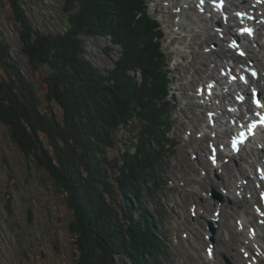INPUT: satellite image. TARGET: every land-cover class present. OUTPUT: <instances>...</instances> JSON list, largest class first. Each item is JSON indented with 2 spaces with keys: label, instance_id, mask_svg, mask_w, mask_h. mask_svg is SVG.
I'll list each match as a JSON object with an SVG mask.
<instances>
[{
  "label": "trees",
  "instance_id": "obj_1",
  "mask_svg": "<svg viewBox=\"0 0 264 264\" xmlns=\"http://www.w3.org/2000/svg\"><path fill=\"white\" fill-rule=\"evenodd\" d=\"M54 1L62 4L52 29L35 25L22 0H9L27 66L46 69L49 106L0 36V122L66 196L80 252L75 264H169L167 238L157 228L165 211L144 200L161 186L159 167L177 143L167 28L146 0ZM89 39L103 43L110 68L90 57ZM121 131L134 134L124 142L133 145L112 164L109 150ZM106 164L116 169L115 186Z\"/></svg>",
  "mask_w": 264,
  "mask_h": 264
},
{
  "label": "rangeland",
  "instance_id": "obj_2",
  "mask_svg": "<svg viewBox=\"0 0 264 264\" xmlns=\"http://www.w3.org/2000/svg\"><path fill=\"white\" fill-rule=\"evenodd\" d=\"M188 1L146 0L149 13L160 18L167 28V63L173 72L170 96L175 103L170 118L172 135L177 143L171 154L162 160V169L159 167L161 186L152 191L153 196L145 195L144 200L149 209L159 207L165 211L157 228L162 229L167 238L169 264H264V221L259 211V207L264 209L261 196L264 179L260 181L253 175L263 162H259L248 146L233 159L227 155L233 135H224L223 131L230 117L217 108L218 100L215 99V93L220 94L219 106L221 101L223 108L230 100L231 103L235 100L241 102L237 93L223 99L222 84L227 78L230 85L237 84L241 69L250 73L251 62L241 52L242 62L230 56L224 60L220 51L228 44L232 46L234 43L238 47L240 41H231L223 23L219 19L211 21L209 12L210 15L202 16L200 20L209 22L202 28L199 17L204 9H200L198 2L195 8H191ZM61 4L54 0H43L42 3L41 0H22L23 9L35 25L52 29L58 25L55 10L60 9ZM246 4L248 2H241V5ZM212 5L215 6V2ZM237 22H231V30L238 26ZM212 26L222 28L226 39L219 41L220 36L213 32ZM259 27L257 35L263 34L260 29L264 26ZM237 28L242 31L241 26ZM0 36L10 41V54L22 60L21 66L30 73L43 106L48 107L45 99L46 69L40 67L31 71L27 66L9 0H0ZM102 44L94 39L87 40L90 57L99 65L110 68L113 63ZM232 50L238 53L235 48ZM111 55L113 59L114 52ZM202 76L203 79L200 78ZM223 76L226 78L222 79ZM208 83L216 89L207 88ZM227 107L230 108L229 105ZM242 111L246 121L248 112L245 108H241ZM232 112L240 113V110ZM212 115L220 117V121L210 120ZM231 123L232 126L235 124ZM127 133L121 131L115 136V145L109 150L110 163L119 162L127 146L133 145V141L124 143L134 135ZM106 167L108 180L115 186L116 169L110 164ZM212 190L222 194L223 200L214 198ZM117 195L123 204V194ZM248 209L252 213L249 217L253 215L252 224L242 226ZM72 215L62 190L54 186L43 169L25 158L0 122V264H75L80 252L75 235L69 229ZM209 220L213 222L215 232L210 230ZM254 230L263 236L258 244L248 234ZM115 260L120 262L118 258Z\"/></svg>",
  "mask_w": 264,
  "mask_h": 264
},
{
  "label": "bare ground",
  "instance_id": "obj_3",
  "mask_svg": "<svg viewBox=\"0 0 264 264\" xmlns=\"http://www.w3.org/2000/svg\"><path fill=\"white\" fill-rule=\"evenodd\" d=\"M220 1H226V0H196V1L190 0V1H188V4L191 6V8H195L197 6L196 2H198L201 6L200 9H202V10L204 9V13L201 14L199 17V22H200V24H202V26H201L202 28H205L206 25L209 23L208 20H203L201 22L200 20H202V16H206V15L208 16L211 14L210 20L214 21L215 19H219L223 23L224 28L228 31L227 37L231 41L234 42V41H237V39L240 41L239 44H237L238 47H236L234 45V43L232 46H230V44H228V45L226 44L227 46L223 50L220 51V52H222L224 60L226 59L227 56H230L231 59H234L238 62H242L241 56L239 54V52H241V54H243V55L245 54L246 56H248L247 60H248V62H251V67L249 68L250 73L246 72L244 69H241V77L238 79L237 84H231L230 85L231 81L228 78L222 84V86H223L222 90L224 89V91H222L223 92L222 93L223 99L226 100V99H228V96L231 95L232 93H237V96H240L239 98L241 99V102L235 100L234 102L231 103L232 100H230V102L226 103L227 105L225 106V108H223L221 101H220L221 106H219L220 94H216L214 91V93L216 95L215 99L218 100L217 108H220V111L223 113V115L224 114L228 115V117H230V119H232L233 122L236 123L237 121H239L243 126L246 123H249V121H248L249 119L244 121L246 119V116H245V113L243 111L241 112V108H245L248 112L253 113L255 115H258V116H260L261 114H264V107H263V109H259V108H256V106L254 105L257 99L264 101V29H260L263 34H259V33H258V35L256 34V31H259L258 29L261 28V27H259V25L264 26V0H227L226 3H228V4L233 3L235 6L225 4V6H223V7L221 5H219ZM244 1L248 2V4L241 5V2H244ZM214 2L216 4L215 6L212 5V3L214 4ZM192 4H194V5H192ZM233 7L235 10L233 9ZM208 8L210 9V11H208ZM207 12H209L210 14ZM233 20L238 21L236 23L238 25L237 27L241 26L242 31L240 29H238L237 27L235 28L236 25L235 26L233 25L234 31L231 30V22ZM203 22H205V23H203ZM225 22L227 23L226 25L230 26V28L226 27V25H224ZM210 26H211V23H210ZM213 29H214L213 32L215 31L216 34L218 36H220L219 41H222L223 38L226 39L225 33L222 31V28L215 29V27H213ZM248 30H251V31H248ZM247 42L250 43V45H247ZM256 43H257V45H256ZM221 45H223V43H220V46ZM224 46H225V44H224ZM234 48L236 49V51H238V53L233 52L232 49H234ZM231 50H232V52H231ZM221 60H222V58H221ZM236 61H234V62H236ZM227 65H229V63ZM237 68H238V65H237L236 69ZM226 69H227V66H226ZM252 69H253V72H255V73L257 72V74H259V78L257 80L255 79L254 75L251 72ZM234 74H237L235 72V70H234ZM224 77L226 78V76H223L221 78L224 79ZM200 78L203 79V76ZM210 79H211V77H210ZM212 79L215 80V76L212 75ZM262 82H263V85H262ZM237 85H238V87H237ZM209 87L212 89L213 88L216 89V87H213V84L208 83L207 88H209ZM206 95H207V92H206ZM212 96L213 95H211V97ZM253 99H254V104H252ZM228 105L230 106V108L227 107ZM232 108H234L238 111L240 110V113H238V112L233 113L232 111L234 109H232ZM214 118L216 120L215 121L216 123H218L220 121V117H215L214 115L209 117L210 120L211 119L213 120ZM230 119L227 120L226 124L224 125L225 126V129L223 131L224 135H229L230 133L232 135H235V133H236L235 129L232 126V123H231L232 121ZM234 119H236V121H234ZM257 119H258V117H257ZM211 126L213 127V125H211ZM211 126L208 125L209 128H211ZM221 126L222 125H220V127ZM217 137H221V136L219 134H217ZM258 140H259L258 144L251 142L250 144L249 143L246 144V146H248V147H250V149H252L251 150L252 154L254 156H257V158L260 160L259 162H263V165H261L259 168H256V173L253 174L255 177H257L258 180L262 181L264 179V132H262L261 134H258ZM253 144L254 145L257 144L258 147H255ZM259 145H260V149H259ZM246 146L244 147V149L246 148ZM234 147L236 148V146H234ZM231 148H233V146H230V144H229V146L227 148V150H228L227 154L230 158L233 159L235 157V154L232 152ZM255 148L257 150H255ZM251 165L253 166V164H251ZM228 173H231V170L228 171ZM246 174H247V170H246ZM246 174H244V175H246ZM246 176H248V174ZM249 176H251V175H249ZM224 182H225V179H224ZM263 193H264V191L261 192V194H263ZM256 203H257V201L255 202V204ZM259 211H260V213L262 212L263 216H262L261 220L264 221V219H263L264 218V210H262L259 207ZM250 214H252V213L248 209L246 212V219H244V221L241 222L242 226H246L248 223L252 224L251 217L253 215L251 217H249ZM248 234L251 236L252 241L256 244H258L257 242H258L259 238L260 239L262 238V240H263V236L260 237L259 234L257 233V231H255V230L253 232L248 231ZM218 236H219V233H218ZM247 251H248L247 248H245V253H247ZM253 261H255V260H253ZM250 264H256V263L251 262Z\"/></svg>",
  "mask_w": 264,
  "mask_h": 264
},
{
  "label": "water",
  "instance_id": "obj_4",
  "mask_svg": "<svg viewBox=\"0 0 264 264\" xmlns=\"http://www.w3.org/2000/svg\"><path fill=\"white\" fill-rule=\"evenodd\" d=\"M213 196L215 198H219L221 200L223 199V196L221 194L217 193L215 190H213ZM209 226L214 231V226H213L212 222H210V221H209Z\"/></svg>",
  "mask_w": 264,
  "mask_h": 264
},
{
  "label": "snow or ice",
  "instance_id": "obj_5",
  "mask_svg": "<svg viewBox=\"0 0 264 264\" xmlns=\"http://www.w3.org/2000/svg\"><path fill=\"white\" fill-rule=\"evenodd\" d=\"M248 31H251V30H248ZM256 103L258 104V106L264 107V103H262L259 99L256 100ZM261 123H264V121H261Z\"/></svg>",
  "mask_w": 264,
  "mask_h": 264
}]
</instances>
